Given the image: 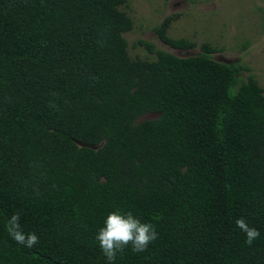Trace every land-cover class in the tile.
<instances>
[{
	"label": "trees",
	"instance_id": "16d2710c",
	"mask_svg": "<svg viewBox=\"0 0 264 264\" xmlns=\"http://www.w3.org/2000/svg\"><path fill=\"white\" fill-rule=\"evenodd\" d=\"M126 5L0 0V264H106L95 236L117 208L158 239L115 264H264V90L206 43L130 58ZM176 17L156 36L193 49L168 37ZM14 213L35 247L7 233Z\"/></svg>",
	"mask_w": 264,
	"mask_h": 264
},
{
	"label": "rangeland",
	"instance_id": "374dc122",
	"mask_svg": "<svg viewBox=\"0 0 264 264\" xmlns=\"http://www.w3.org/2000/svg\"><path fill=\"white\" fill-rule=\"evenodd\" d=\"M121 10L132 20L133 27L123 34L132 59L153 60L140 42L155 50L177 57L197 56L204 43L216 49L213 60L238 64L249 69L237 74L238 84L252 75L264 90V0H126ZM171 22L167 35L195 44L193 49H173L160 41L154 32L163 19ZM145 114L139 121L156 118Z\"/></svg>",
	"mask_w": 264,
	"mask_h": 264
},
{
	"label": "clouds",
	"instance_id": "9594fccd",
	"mask_svg": "<svg viewBox=\"0 0 264 264\" xmlns=\"http://www.w3.org/2000/svg\"><path fill=\"white\" fill-rule=\"evenodd\" d=\"M21 216L14 213L6 222V230L12 240L26 248H33L39 243L35 232L25 233L20 223ZM235 225L245 234V243L252 246L261 233L250 227L244 217L235 220ZM158 239V233L153 223L143 222L132 212H121L119 208L109 212L95 236L98 246L106 258V264H115L118 254H123L131 247L132 252L142 253L149 245Z\"/></svg>",
	"mask_w": 264,
	"mask_h": 264
}]
</instances>
